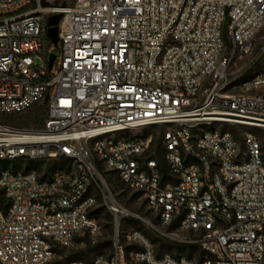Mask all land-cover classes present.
Segmentation results:
<instances>
[{
	"label": "built area",
	"instance_id": "built-area-1",
	"mask_svg": "<svg viewBox=\"0 0 264 264\" xmlns=\"http://www.w3.org/2000/svg\"><path fill=\"white\" fill-rule=\"evenodd\" d=\"M263 27L264 0H0V114L47 99L41 128L0 121V264H62L60 248L100 232L99 194L130 215L101 167L201 255H159L132 230L89 264H264V70L228 76ZM53 161L48 177L29 164Z\"/></svg>",
	"mask_w": 264,
	"mask_h": 264
},
{
	"label": "rangeland",
	"instance_id": "rangeland-1",
	"mask_svg": "<svg viewBox=\"0 0 264 264\" xmlns=\"http://www.w3.org/2000/svg\"><path fill=\"white\" fill-rule=\"evenodd\" d=\"M52 53H55L57 57L60 55L57 47L55 49L52 48ZM263 70L264 27L257 33L251 52L231 64L228 76L230 80L237 83L241 79L248 78ZM234 91L239 92L238 89H235ZM257 94H260V92ZM165 129V126H158L153 127L148 131L153 137L151 154L159 160L164 171L166 170V165L163 159L164 152L161 137ZM231 130L242 140V134L245 129L231 128ZM259 136L264 143V131H259ZM29 164L33 168H38L43 177L50 176V173L53 172V170L64 166V163L60 161L49 163L30 162ZM21 165V161L14 163V166L17 168H23V165ZM100 171L106 180V189L108 187L115 197L118 206L125 211H128L130 215L119 214L117 216L107 208L102 195L99 194L93 213H95L100 220V232L94 236H89L86 233L80 234L75 238V241L71 246L60 248L58 252V260L62 264H66L71 260H83L89 264L95 255L102 254L111 256L114 253V244L117 240L125 246H129L127 234L132 230H140L145 236H147L154 246L156 253L159 255L171 253L200 257L201 252L198 246L177 240L175 224L159 230L155 229L149 223L151 222L158 226L155 213H153L148 207L141 193L126 187L113 171L105 167H101ZM0 196L2 197L1 192ZM137 215L141 216V218L137 217Z\"/></svg>",
	"mask_w": 264,
	"mask_h": 264
},
{
	"label": "trees",
	"instance_id": "trees-1",
	"mask_svg": "<svg viewBox=\"0 0 264 264\" xmlns=\"http://www.w3.org/2000/svg\"><path fill=\"white\" fill-rule=\"evenodd\" d=\"M61 0H55V3H59ZM57 46L52 45V48ZM47 119V99L46 97L40 99L28 109L21 113H2L0 114V121L9 125L17 127H28L41 128L44 126L45 120ZM8 164L4 163V167ZM2 195V193H1ZM3 203V196H0V205ZM93 216L97 217L95 213Z\"/></svg>",
	"mask_w": 264,
	"mask_h": 264
},
{
	"label": "water",
	"instance_id": "water-1",
	"mask_svg": "<svg viewBox=\"0 0 264 264\" xmlns=\"http://www.w3.org/2000/svg\"><path fill=\"white\" fill-rule=\"evenodd\" d=\"M62 15L60 13L51 15L48 19V31L47 36L51 40V42L58 46L59 43V37H58V23L61 19ZM56 54L52 53L49 56V68L51 69L53 67L54 61L56 59Z\"/></svg>",
	"mask_w": 264,
	"mask_h": 264
}]
</instances>
